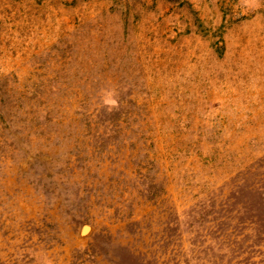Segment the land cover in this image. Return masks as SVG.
Instances as JSON below:
<instances>
[{"label": "rangeland", "instance_id": "obj_1", "mask_svg": "<svg viewBox=\"0 0 264 264\" xmlns=\"http://www.w3.org/2000/svg\"><path fill=\"white\" fill-rule=\"evenodd\" d=\"M0 264H264V0H0Z\"/></svg>", "mask_w": 264, "mask_h": 264}, {"label": "clouds", "instance_id": "obj_2", "mask_svg": "<svg viewBox=\"0 0 264 264\" xmlns=\"http://www.w3.org/2000/svg\"><path fill=\"white\" fill-rule=\"evenodd\" d=\"M108 92V95L110 96V104H109V110L112 109H118L119 108V101L116 99L117 93L115 89H108L106 90Z\"/></svg>", "mask_w": 264, "mask_h": 264}, {"label": "bare ground", "instance_id": "obj_3", "mask_svg": "<svg viewBox=\"0 0 264 264\" xmlns=\"http://www.w3.org/2000/svg\"><path fill=\"white\" fill-rule=\"evenodd\" d=\"M85 230H86V227H84L82 231H85Z\"/></svg>", "mask_w": 264, "mask_h": 264}]
</instances>
